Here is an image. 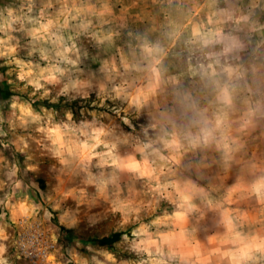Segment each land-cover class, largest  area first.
<instances>
[{"label":"rangeland","instance_id":"obj_1","mask_svg":"<svg viewBox=\"0 0 264 264\" xmlns=\"http://www.w3.org/2000/svg\"><path fill=\"white\" fill-rule=\"evenodd\" d=\"M0 264H264V0H0Z\"/></svg>","mask_w":264,"mask_h":264}]
</instances>
